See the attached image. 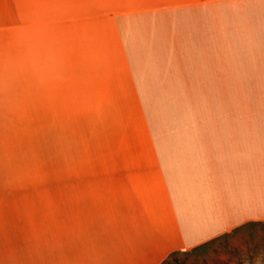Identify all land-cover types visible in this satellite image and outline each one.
<instances>
[{
	"label": "crops",
	"instance_id": "obj_1",
	"mask_svg": "<svg viewBox=\"0 0 264 264\" xmlns=\"http://www.w3.org/2000/svg\"><path fill=\"white\" fill-rule=\"evenodd\" d=\"M217 3L234 28L240 13L264 11V0H0V264H163L264 222V131L245 142L235 116L200 119L194 131L159 130L154 119L152 130L143 101L163 90L156 61L177 52V21L157 16ZM90 28L97 47L83 52ZM83 97L107 143L113 197L65 196L82 184L67 173L81 171ZM50 184L42 243L27 202L18 243V191Z\"/></svg>",
	"mask_w": 264,
	"mask_h": 264
},
{
	"label": "rangeland",
	"instance_id": "obj_2",
	"mask_svg": "<svg viewBox=\"0 0 264 264\" xmlns=\"http://www.w3.org/2000/svg\"><path fill=\"white\" fill-rule=\"evenodd\" d=\"M233 16L225 11L224 6L221 11L219 3L203 6L200 10L169 11L157 16V20L163 22L177 21L178 41L175 58H169L167 47V56L156 61L155 70H162L163 74L162 92L155 93L156 101L143 99L152 130L154 119L159 130L162 127V130L169 131H194L201 129L202 125L197 123L200 119L235 116L242 121L245 142H249L250 136H245L249 132L264 131V11L254 13L252 21L249 14L240 13L239 24L242 26L238 28L233 27ZM163 29L170 31L169 27ZM89 30L83 34L86 42L83 43V52L89 47H97L92 36L96 29ZM88 33L91 38L86 37ZM167 73L169 76L165 77ZM86 103L83 97L79 140L81 171L67 173V179L76 175L82 184L78 188H66L65 196L69 198L75 195V191L79 194L83 191L113 197L114 193L106 187L107 143L100 123L94 124L91 120V108ZM255 118L261 119L262 123L252 124L251 120ZM13 128L17 131L15 124ZM30 168L22 166L17 172L27 176ZM38 174L34 172L35 176ZM46 174L41 172L44 177ZM49 175L51 179L57 178L56 173L50 172ZM18 197L23 205H20L23 214L18 243L26 242L27 202L28 216L32 207L35 217L34 244L40 245L43 225L39 218L48 200L52 202L49 206L54 207L57 188L51 184L49 188L33 185L27 191L19 190ZM163 264H264V223L232 230L192 252H175Z\"/></svg>",
	"mask_w": 264,
	"mask_h": 264
},
{
	"label": "trees",
	"instance_id": "obj_3",
	"mask_svg": "<svg viewBox=\"0 0 264 264\" xmlns=\"http://www.w3.org/2000/svg\"><path fill=\"white\" fill-rule=\"evenodd\" d=\"M256 223H264V222L258 221V222H249V223H245V224H243V225H241V226L235 228L234 230H236V229H238V228H241V227H243V226L249 225V224H256ZM229 233H230V232L225 233L224 235L229 234ZM219 237H220V236H219ZM219 237H217V238H219ZM217 238H215V239H217ZM215 239H213V240H215ZM213 240H211V241H213ZM211 241H210V242H211ZM210 242H208V243H206V244H204V245H202V246L208 245ZM202 246L196 247V248H194V249H192V250H189V251H186V252H192V251H194V250H196V249H198V248H201Z\"/></svg>",
	"mask_w": 264,
	"mask_h": 264
}]
</instances>
